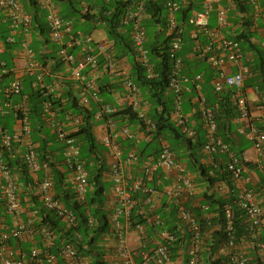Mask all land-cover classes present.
I'll return each mask as SVG.
<instances>
[{
  "label": "built area",
  "instance_id": "1",
  "mask_svg": "<svg viewBox=\"0 0 264 264\" xmlns=\"http://www.w3.org/2000/svg\"><path fill=\"white\" fill-rule=\"evenodd\" d=\"M38 3L47 11L46 21L50 31L52 41L59 44L58 57L60 61L67 66L72 79L76 84L82 86L83 90L78 95L79 105L87 108L90 105V98L85 93L89 91L90 95L98 100V88L96 80L103 73L116 74L115 63L117 62L116 54L113 51L112 43L107 39L97 41L91 35H81L74 33V22L72 19L62 18L56 5L51 0H37ZM128 2L126 13L123 17L125 25L131 26V37L137 60L140 64L148 68L151 73L152 65L149 61V53L145 46L147 41L146 27L144 20L146 14V0H125ZM223 0H204L201 10L194 12L193 20L195 30L191 36L198 39L200 32L208 35L210 42L205 48L200 49L206 55L210 66L216 71V76L212 81L215 93H220L226 89H232V102L238 111L236 122L244 123L240 132L252 141L253 148L264 158V130L254 124L252 114V103L257 104L259 109L264 112V89L259 87L253 88L254 100H250L246 94L245 81L251 76V69L241 63V69L237 73H229L226 67L230 63L241 62L242 49L240 42L232 38H218V33L209 27L210 15L213 11L218 13L219 26H225L228 19L229 8L222 4ZM185 2V0H183ZM256 14L264 20V7H261L258 0H253ZM84 11L87 12L89 6L83 2ZM169 14V33L173 36L171 42V53L173 61V75L170 81V89L173 90L175 100V111L172 118L175 123L182 127L188 136H193L192 126L188 125L189 115L182 111V96L185 89L182 84L181 72L183 71L182 57H176V54L182 49L183 38L182 30L177 31V21L174 11L179 9L177 3L166 2ZM93 13V11H92ZM10 20V33L4 42H0V53L5 51V43L12 44L19 41L20 50L17 53L16 61H23L25 69L30 74L36 75V80L32 86L40 87L42 94L48 95L55 90L44 81V76L51 74L45 70L44 66L35 58L32 50V17L26 11L21 0H0V24ZM97 25H102L100 20H95ZM199 44H196L198 49ZM199 50V49H198ZM10 73L6 67V62L0 64V110L3 105L11 106V111L20 125L19 133L10 135L3 127L0 126V264H56L58 258H61L65 264H91L90 259L81 257L71 244H64L58 256L50 252L54 246L55 233L48 226L37 227L36 216L34 212L25 219L24 214L27 209L22 202V187L19 182L18 174L5 159L6 152L12 157L17 152L15 145L23 144L26 150L20 154L23 163L26 165L27 173L30 178V184L35 188V195L38 196L43 206L47 210L56 212L63 220L67 228L74 226L76 217L71 210L59 199L56 198V190L53 179L52 168L48 162H41L37 147L31 141L32 128L29 115L27 98L19 104L11 105L7 100L8 97L20 94L23 88L22 79L16 76L5 86H2L4 77ZM123 83L127 89L129 104L133 110L144 119L149 126L154 127L147 118V105L141 96L137 84L127 75ZM196 96L193 104L196 108L193 113L198 112L204 121L207 129V143L204 146V153L208 162H212L217 154L228 153L230 155L229 170L233 174L235 182L243 179L246 163L250 159L243 154L237 157L230 152L229 145L218 135V123L216 120L215 110L207 102L203 93V76L198 74L195 77ZM3 96L6 100L3 102ZM118 112L115 105L105 104L101 107L100 116H110ZM45 120L54 130L58 140L64 144V162L66 165V184L76 194L77 200L84 201L89 188V174L83 162L79 160L80 148L77 140L72 137L71 133L64 129V125L55 120L56 113L50 102L44 104ZM79 118H73V124L78 127ZM109 129L103 143L110 148L116 158L111 164L110 177L112 180V192L117 199L118 205L111 215L112 223L117 228L123 230L121 217L126 218L128 226H131L130 212L136 205L132 191L140 190L143 187L141 178L132 180L131 167L138 162V157L134 152L124 158L122 148L116 140L114 133L117 131V123L113 119L107 121ZM121 132L130 139H135L136 133L133 132L129 125L122 127ZM162 170L167 176H173L169 186H166L163 194L168 199H174L180 204L179 217L185 222L187 228L191 231V248L189 250L188 264H201L200 247L202 229L196 218L186 206V200L194 194L195 183L194 177L188 172L186 165L175 159L174 153L167 142L162 143V151L157 162L148 161L144 170L147 176H152L155 171ZM261 171L264 175V163L261 165ZM146 189H144V193ZM147 191V190H146ZM230 191V190H229ZM148 200L151 199L152 190L149 191ZM238 204L245 211L248 230L252 246L259 252L261 264H264V240H260V231L264 229V208L257 198L254 189L243 187L238 193ZM203 210L208 212L207 205ZM228 241L227 245L221 250L230 256L229 264H252L250 255L244 249L237 246L233 237L232 212L231 207L226 208ZM132 227V226H131ZM138 225L137 229H142ZM123 231L120 232V249L123 256V264H147L150 259H154L157 264H172V257L168 247L160 244L154 252V255L146 257L142 261L135 259L134 252L127 250L122 241ZM33 244L31 251L23 252V242ZM32 241V242H31ZM41 244V246H38ZM140 254H143L140 251Z\"/></svg>",
  "mask_w": 264,
  "mask_h": 264
},
{
  "label": "trees",
  "instance_id": "2",
  "mask_svg": "<svg viewBox=\"0 0 264 264\" xmlns=\"http://www.w3.org/2000/svg\"><path fill=\"white\" fill-rule=\"evenodd\" d=\"M21 1L32 17V47L39 55L41 41L43 39L47 40L45 41L46 43L49 41V29L45 21L47 13L38 5L36 0ZM54 1L60 7L59 12L63 18H70L74 21H98L99 19L103 23L102 27L107 31L108 39H110L113 44L117 60L122 56L132 55V61L130 60L131 73L127 76L137 84L140 92L142 91L146 96V101L143 100L146 105L149 106L147 118L154 127L149 126V124L133 110L131 105L124 106L119 112L110 116L112 118L113 116H120L122 121L127 120L129 122L132 126V128H130L131 130L134 131L137 128L138 131L143 132L146 136V140L141 143H136L134 140H130V138H125V140L119 143L124 158L131 152L137 155L138 162L131 167V172L137 173L138 175L141 174L140 178L142 182H144L140 190L132 191L133 198L137 202L130 212L129 220L131 226L136 228L146 221L144 217L145 213L142 211L143 206L141 201L148 199L150 194H145L143 192L144 189L147 190H145L146 193H150V190L162 193L165 187L169 186L171 183L162 170L155 171L152 176H147L144 170L146 162L158 161L162 151V143L167 142L174 153L175 159L186 165L188 172L198 178L194 181L195 186L199 184L206 189L202 195L203 202L199 201L198 205H195L196 199L193 198L195 195L193 194L187 198L185 203L186 208L192 212L200 225L202 234H204L209 227L207 220L211 215L214 224L219 226V230L212 234L210 240H207L205 235H202V241L206 240V243L205 248L200 249L201 264H229V254L221 251L230 240V238H228V230L226 229L227 206L231 207L233 237L237 246L242 249L241 246L244 242H251L252 240L248 230L245 211L238 204V190L235 180L232 172L229 170L230 155L228 153L217 154L214 156L212 162L207 161V157L204 153V146L207 143V129L205 128L202 116L198 112L193 113V109L196 108L193 104V99L196 96L195 77L197 76L196 74H202L203 71H201L202 73H198V71L193 68V61L187 58L184 31L186 30L185 24L193 19L192 16L196 10L202 9L203 3L201 7V0H185V2H183V0H146L145 9L147 18L144 20V26L146 27L147 41L145 46L149 53L150 64L152 65L151 73H149L148 68L140 64L137 60L130 33L131 26L125 25L123 22L128 2L125 0H104L103 3H99L97 0ZM228 1L235 7L236 14H246L245 18L250 20L247 21L246 26V30L248 31V29L252 27V20L248 15L251 12V4L254 6L252 10L256 13L253 0ZM83 2L89 6L87 12L84 11ZM166 2L180 5L179 9L174 11V14L178 24L177 31L182 30L183 45L182 49L176 54V57H182L183 59L181 79L185 89L181 94L183 102L182 111L186 115L189 111H192V120L194 124L191 125L189 119L188 125L192 126L194 131L193 136H188L182 127L178 126L172 118V113H174L176 108V96L173 90L170 89L174 61L171 53L173 36L169 33V12L166 7ZM10 22L11 21L8 19L6 22L0 24V40L2 41H5L10 33ZM193 27L194 29L192 32L195 30L194 20ZM209 27L215 30L211 27L210 21ZM247 31L239 33L232 39L242 42L245 47V41H248L250 38V34ZM200 33L204 32L202 31ZM200 33L198 35L199 40ZM191 34L192 33H190V35ZM204 34L208 36L206 33ZM5 45L8 56H1L0 64L2 61H5L6 67L10 69L12 67V62L9 61H12L14 57L13 52L17 49L16 47H18V44L10 45L5 43ZM247 49L254 50V52L256 51L258 63H256L254 69H252L256 74L254 78L256 82H254L252 78L251 81L247 82L246 87L257 86L264 89V50L252 44H249ZM214 77L215 74L212 72L210 78L204 80L203 77L204 82H206L208 86V90H206L203 85V93L207 98V102L215 110L218 123L217 133L219 137L229 145L230 152L241 158L249 145L248 141L245 142V139L237 133V125L235 122L239 114L236 106H234L232 102L233 90L226 89L220 93H215L213 86H211ZM29 82L32 81L29 80ZM2 86H5V84L2 83ZM68 95L66 99L70 104V109H74L75 115L78 114V116L82 117V123L79 129L75 133H72L71 136L76 138L77 145L80 148L79 160L84 163L88 171L89 187L91 190L89 191L90 193L87 192L84 201H79L77 200L76 194L70 188H66V174L64 172H55L54 184L56 198H59L66 207L73 212L76 217V223L74 226L67 228L56 212L44 208L39 198L33 195L30 197V200L32 199L34 202L32 211L35 212L37 220L35 225L37 227L48 226L54 231L56 238L54 246L50 248V252L53 254L58 256L64 244H71L78 252V255L90 259L91 264H105L106 246L104 245V237L111 234V232L114 236L115 232L116 236H114V238L118 240L120 237L119 234L122 232L111 220V215L115 210L106 207V196L110 187V182H108L106 177H110L111 165H107L104 156L106 151L104 145L98 142L94 134L95 123L93 117L95 113L88 108H82L76 96L72 93ZM14 96H21V102L27 98L32 132V125L34 122L36 123L34 126H39L38 132H41V128L45 121L44 104L50 102L54 108L56 103H58L55 101L54 96H45L40 90L35 91L32 87V83L27 88L23 86L20 94L10 96L7 99H11ZM3 98L5 99L6 97L3 96ZM11 113H13V111H11ZM263 128L264 127L261 129ZM37 150L41 162H48L47 144L44 143L41 145L39 142ZM5 159L11 168H13V171L18 173L19 178L20 175H23L27 185L31 186L26 165L23 163L21 156L16 153L12 157L6 152ZM250 165L249 162L246 163L247 167ZM136 179L138 178H133L132 180L134 181ZM217 184L227 186L230 190L229 193L226 196H221L213 192L212 188ZM168 200L169 201L164 205L168 211L166 210L162 215L160 214V225L166 229L168 236H170L167 237L162 244L168 247L171 257L173 258L176 257V254L185 245L187 238L186 230H188V228L185 222L179 217L180 204L175 202L174 199ZM204 205L208 206V212L203 210ZM190 237L189 233L188 245L190 244ZM259 238L260 240H264V229L260 231ZM38 246H41V244ZM32 247L33 244L30 242H23L22 250L29 253ZM244 251H246V255L248 252L250 255L253 254L250 256L252 264H261V258L256 248L253 247V249L249 251L244 249ZM56 264L65 263L61 258H58Z\"/></svg>",
  "mask_w": 264,
  "mask_h": 264
},
{
  "label": "crops",
  "instance_id": "3",
  "mask_svg": "<svg viewBox=\"0 0 264 264\" xmlns=\"http://www.w3.org/2000/svg\"><path fill=\"white\" fill-rule=\"evenodd\" d=\"M53 1V0H52ZM204 0H201V7ZM54 2V1H53ZM261 7H264V0H258ZM224 6H229V19L227 25L220 27L218 25L217 20V11H213L210 15V25L212 28L216 30L218 33V38L226 37V38H235L239 33H242L246 30L247 21H250L249 19H246V14H236L235 7L233 4L229 3L228 0H224L222 3ZM57 8L60 9L58 4H56ZM251 12L248 14L250 16V19L252 20V27L248 29V33L250 34V38L248 41H245L246 45L243 46L242 42H240V46L242 49V59L241 62H234L227 65L226 70L229 73H237L241 69V63H243L245 66H249L251 68V76H248L246 78L245 83L251 81L253 78V81L256 82V74L252 71L254 69V65L258 63L257 57H256V51L247 49L249 44L256 45L264 50V20L262 17L258 16L254 10V6L251 4ZM193 17V16H192ZM75 22V21H74ZM82 24H85L87 20L80 21ZM93 22L95 27H97L95 21H89ZM99 26V25H98ZM185 46L187 47V58L190 61H193V68L195 69L196 65L203 66L204 70L202 73L204 80L210 78L211 72L215 74V70L209 65L208 61L206 60L205 56L201 53L200 50L195 49L196 42L191 37L190 33H192L193 27V19H191L190 22H187L185 24ZM75 33L80 34V31H75ZM108 38H106L107 40ZM105 40V39H103ZM110 40V39H109ZM209 42V37L206 36L204 33H200V44L204 47ZM18 49V47H16ZM59 48V45L56 43L49 42L48 44H45V40L41 42L40 49L41 53H46V59L43 61L47 65L48 71H50V75L47 74L44 76V81L47 85L53 86L55 90L51 91L49 95H53L56 102V106L53 108L54 112L56 113L55 120L57 122H61L64 125V129L68 131L69 133H75L77 131V127L73 124V117L79 118L81 120V116L75 115V110L70 109V104L67 101L68 94L72 93L74 96H77L82 92L83 88L82 86L76 84V82L72 79L70 75V71L67 68L65 64H63L59 58L57 57V49ZM16 49V50H17ZM39 49V50H40ZM15 50V51H16ZM115 52V51H114ZM13 54L15 55L16 52ZM116 54V52H115ZM6 55L8 56V52H5L4 54H0V57ZM8 58V57H7ZM5 60V59H4ZM12 67L10 69V74H7L4 77L3 84L8 83L10 80H12L16 76H20L23 82V86L25 88L29 87L31 85L32 80L35 79V76H31L27 73L25 69V63L21 61L20 63L13 61L12 59ZM115 69L116 74H109V73H103L102 75L96 80V86L98 88V100L94 99L89 91H85V93L90 98V106L88 107L89 110H93L95 113L93 120H94V134L101 144L104 145V149L106 150L104 153L106 163L107 165H111L115 160V156L111 149H109L105 144L103 143V140L105 136L108 134V127H107V120L109 117L107 116H100L99 113L101 111V107L105 104H112L115 105L118 112L123 109L124 106L129 104V98L127 89L123 83V79L126 77L125 75H128L131 73V63L128 56H122L118 58L117 62L115 63ZM196 70V69H195ZM197 75V74H196ZM205 86V89L208 90V86L206 85V82L203 84ZM212 86V83H211ZM205 90V91H206ZM142 93V98L145 100L146 96L144 93ZM246 94L250 100H254L255 96L253 93V87H246ZM6 99L3 98L2 104ZM11 105L18 104L21 102V96L7 99ZM19 101V102H18ZM146 101V100H145ZM144 101V103H145ZM18 102V103H16ZM146 104V103H145ZM147 109H149V106H147ZM115 114V113H114ZM252 114L254 116V124L259 126L260 128L264 127V112L259 109L257 104L252 103ZM189 115L190 124H194V121L192 120V111H189L187 113ZM113 120L116 121L118 128L116 133L113 134L115 136L116 140L120 143V141L125 140L127 138L120 130L122 126L129 125L130 128L132 126L129 124L127 120L122 121L120 116H113ZM192 120V121H191ZM35 122L33 123V132L31 135V141L33 144L36 145L38 148L39 142L41 145L44 143L47 144V157L49 158V162L52 168L53 173L55 172H66V165L64 162V144L60 142L52 129V127L49 125V123L45 120L44 125L41 128V132H38L39 126L36 125ZM237 125V133L238 135L242 136L245 139V142L248 141V148L244 152V155H246L250 159V166L244 169L243 172V179L235 182L238 193L241 188L247 187L250 189H254L257 195L258 200L260 201L261 205L264 207V175L261 171V165L264 163V158L262 155H260L252 145V141L248 139L246 136H244L240 129L244 127V123L242 122H235ZM0 126L3 127L10 135H14L16 133H19L20 131V125L16 122V119L11 113V106H6L5 104L2 107V110H0ZM36 130H35V129ZM264 129V128H263ZM35 131V133H34ZM133 131V130H132ZM133 132L136 133L134 140L136 143H141L146 140V136L143 132L138 131L136 128ZM18 153L21 154L26 150V146L19 143L16 144ZM121 146V145H120ZM124 157V156H123ZM161 170V169H160ZM132 179L133 178H140L141 174L138 175L137 173L131 172ZM166 178L170 181L173 180V176H167L165 174ZM195 179V176H193ZM108 182H110V187L108 189V193L106 196V204L107 208H110L112 210H115V208L118 205L117 199L113 195L112 192V180L111 177H106ZM21 187H22V196L25 203V207L27 209L24 218L27 219L31 215V210L34 208V202L30 197L35 195V188L33 186H29L26 183V180L24 179L23 175H20L19 178ZM66 182V181H65ZM69 184L67 183L66 188L69 189ZM91 188L89 187V191ZM205 188L199 184L196 185V188L194 190V199H196V204L198 205V202H203V193L205 192ZM212 191L216 194H219L221 196H226L229 193V188L227 186L217 184L212 188ZM149 194V193H148ZM147 194V195H148ZM168 198L166 197L163 192H157L153 191L151 194V199H146L145 201H141V204L143 206V212L145 213L146 221L142 225V229L133 228L131 226L127 225L126 218L121 217L122 222V231L123 237V245L124 247L134 252L135 257L137 261L144 260L148 256H153L155 249L162 244L166 238H167V231L165 228L160 225L161 218L160 214L162 215L164 212H166L167 208L164 207V205L167 203ZM30 210V211H28ZM168 211V210H167ZM208 222V229L203 234L205 235V238L207 240H210L212 237V234L219 230V226L215 225L211 217L207 220ZM187 238L186 243L179 250V252L176 254V257L172 258V264H188L189 259V250L191 248V237H190V244L189 243V230H186ZM114 236H116V233L114 232ZM114 236L111 234L106 235L104 237V245L106 246V256H105V264H122V252L120 249V240H116ZM203 238H201L202 241ZM30 242V240H28ZM32 242V241H31ZM206 240L202 241L201 243V249L205 248ZM242 249H247L248 251L253 249L252 244L250 242H244L241 246ZM251 247V248H250ZM206 250V249H205ZM140 251L143 254H140ZM27 252V251H23ZM249 253V252H248ZM250 255V254H249ZM251 254L250 256H252ZM147 264H157L154 259H150Z\"/></svg>",
  "mask_w": 264,
  "mask_h": 264
},
{
  "label": "clouds",
  "instance_id": "4",
  "mask_svg": "<svg viewBox=\"0 0 264 264\" xmlns=\"http://www.w3.org/2000/svg\"><path fill=\"white\" fill-rule=\"evenodd\" d=\"M37 1V0H36ZM52 1V0H51ZM54 1V0H53ZM22 2V1H21ZM37 3H38V1H37ZM55 5L57 4V3H55V1L53 2ZM23 4V3H22ZM24 5V4H23ZM38 5L43 9V7L38 3ZM25 7V6H24ZM57 7V6H56ZM26 9V8H25ZM58 9V11H60L59 10V8H57ZM43 10H45V9H43ZM27 11V10H26ZM46 11V10H45ZM197 11V10H196ZM28 12V11H27ZM46 13H47V11H46ZM59 14H60V12H59ZM62 17V16H61ZM63 18V17H62ZM68 19H70V18H68ZM99 20V19H98ZM45 21H46V17H45ZM95 21V20H94ZM73 22H74V20H73ZM46 23H47V21H46ZM95 23H96V21H95ZM48 26V25H47ZM98 26V25H97ZM101 26H103V24L101 25ZM221 27H223V26H221ZM74 28H75V24H74ZM49 29V28H48ZM33 30V29H32ZM75 33V32H74ZM76 34V33H75ZM89 35V34H88ZM192 37V36H191ZM194 39V38H193ZM44 40V39H43ZM42 40V41H43ZM109 40V39H108ZM41 41V42H42ZM45 41H47V40H45ZM110 41V40H109ZM194 41L196 42V44L198 43L199 44V46H197V47H199L198 49L200 50V49H202L203 50V48H205L206 46H202L201 44H200V40L199 39H194ZM0 42H4V41H2V40H0ZM49 42H52V43H56V42H54V41H52V39H51V35H50V31H49V41L46 43L45 42V44H48ZM111 42V41H110ZM209 42H210V39H209ZM18 44V49L15 51L16 52V54L14 55V57H13V61L15 60V62H18V63H20L19 61H16V56H17V53L19 52V50H20V46H19V41H16V42H14V43H12V44H10V45H14V44ZM112 43V42H111ZM56 44H58V43H56ZM208 44V43H207ZM206 44V45H207ZM32 45H33V31H32V42H31V48H32V50H33V52H34V55H35V58L42 64V66H44V69L45 70H48V68L46 67V63L45 62H43L45 59H46V53H41V50L42 49H40L39 50V55H38V53L34 50V48L32 47ZM59 45V44H58ZM113 45V44H112ZM59 48H60V46H59ZM59 48L56 50L57 51V57H58V50H59ZM195 49H196V45H195ZM198 49H196V50H198ZM202 50H200L201 51V53L204 55V53L202 52ZM113 51H114V49H113ZM5 52H7V48H6V45H5V51L4 52H2V53H0V54H4ZM14 52V53H15ZM115 53V52H114ZM205 56V58H206V55H204ZM59 58V57H58ZM60 60V59H59ZM207 60V59H206ZM5 62V61H4ZM210 65V64H209ZM11 69V68H10ZM251 69V68H250ZM28 74H30L29 72H27ZM10 74V73H9ZM31 76H35V79L34 80H32V82L31 83H33V82H35V80H36V75L35 74H30ZM198 75V74H197ZM251 75H252V73H251ZM203 76V75H202ZM215 76H216V71H215ZM15 78V77H14ZM215 78V77H214ZM203 83H204V80H203ZM33 85V84H32ZM33 87V86H32ZM255 87H257V86H255ZM34 88V87H33ZM254 88V87H253ZM245 89H246V83H245ZM34 90L36 91V90H40L41 92H42V90H41V88L40 87H38V88H34ZM44 95V94H43ZM49 95V94H48ZM48 95H45V96H48ZM76 98H77V100H78V97L76 96ZM78 103H79V101H78ZM90 106V105H89ZM88 106V107H89ZM87 107V108H88ZM82 108H84V107H82ZM54 111V110H53ZM117 113V112H116ZM113 115V114H112ZM111 116V115H110ZM110 116H107V117H109V119H113L112 117H110ZM105 117V116H104ZM73 118H76V117H73ZM108 119V120H109ZM107 120V121H108ZM115 121V120H114ZM116 122V121H115ZM61 123V122H60ZM81 123H82V117H81V120H80V123H79V125H78V129H79V127H80V125H81ZM117 127H118V125H117ZM123 127V126H122ZM77 129V130H78ZM122 128H120V130H121ZM108 131H109V129H108ZM72 134V133H71ZM119 143V142H118ZM15 148H16V150H17V146L15 145ZM38 149V148H37ZM17 154H19L18 153V150H17V152H16ZM15 153V154H16ZM14 154V155H15ZM20 155V154H19ZM48 163H49V165H50V162L48 161ZM50 167H51V165H50ZM53 172V171H52ZM18 174V173H17ZM18 178H19V175H18ZM53 179H54V173H53ZM194 181H195V178H194ZM20 182V181H19ZM195 183V182H194ZM21 185V184H20ZM195 188H196V186H195ZM37 196V195H36ZM38 197V196H37ZM21 199H22V202L24 203V200H23V198H22V193H21ZM39 201H40V199H39ZM40 203L42 204V202L40 201ZM25 205V204H24ZM42 206H43V204H42ZM44 207V206H43ZM263 207V206H262ZM45 208V207H44ZM264 208V207H263ZM28 211H30V210H28ZM31 212H34V211H32L31 210ZM35 213V212H34ZM25 215V214H24ZM264 227V226H263ZM189 230V229H188ZM189 232H190V236L192 237V233H191V231L189 230ZM167 237H170V236H168L167 235ZM202 238V237H201ZM201 243H202V241H201ZM163 245H165V244H163Z\"/></svg>",
  "mask_w": 264,
  "mask_h": 264
},
{
  "label": "rangeland",
  "instance_id": "5",
  "mask_svg": "<svg viewBox=\"0 0 264 264\" xmlns=\"http://www.w3.org/2000/svg\"><path fill=\"white\" fill-rule=\"evenodd\" d=\"M97 1L99 3L104 2V0H97ZM74 24H75L74 30L80 31L81 35H88L89 34L93 37L94 40H97V41H101L103 39L108 38L107 31L101 25L95 27L93 22L87 21L85 24H82L80 21H77V20H75ZM128 56H129V59L132 61V55L129 54ZM9 62H11V60ZM195 67H196L195 68L196 71H198V72H201V70H204L203 66L201 67L199 65H196ZM88 193H90L89 188H88Z\"/></svg>",
  "mask_w": 264,
  "mask_h": 264
}]
</instances>
